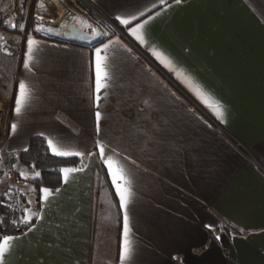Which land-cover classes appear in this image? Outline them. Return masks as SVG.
I'll list each match as a JSON object with an SVG mask.
<instances>
[{
	"label": "crops",
	"instance_id": "crops-1",
	"mask_svg": "<svg viewBox=\"0 0 264 264\" xmlns=\"http://www.w3.org/2000/svg\"><path fill=\"white\" fill-rule=\"evenodd\" d=\"M75 1L115 30L97 28L106 35L93 45L31 35L37 41L31 71L23 66L28 36L8 34L18 39L7 58H18V79L2 154L24 151L32 137H42L47 146L51 139L61 150L83 153L67 157H81L84 165L67 183L61 173L60 191L52 189L47 201L42 191L36 202L26 200L34 228L12 235L17 239L5 264H121L125 210L98 141L106 155L115 150L132 182V254L125 264H264V0L65 3ZM117 15L130 24H120ZM144 21L147 43L141 45L129 28ZM117 39L107 51L110 78L97 132L95 49ZM152 48L217 100L226 122ZM20 81L30 99L18 117ZM6 184L1 178L0 198ZM23 189L26 194L27 184Z\"/></svg>",
	"mask_w": 264,
	"mask_h": 264
},
{
	"label": "snow or ice",
	"instance_id": "snow-or-ice-1",
	"mask_svg": "<svg viewBox=\"0 0 264 264\" xmlns=\"http://www.w3.org/2000/svg\"><path fill=\"white\" fill-rule=\"evenodd\" d=\"M163 3L164 0H161ZM175 3L179 5L182 3V0H175ZM39 7L43 8L44 5L41 3ZM143 15V13H141ZM75 18V17H73ZM43 17H37V21H41ZM132 19H136L135 16L132 17ZM151 19V17H150ZM115 20H117L122 25H129L130 20L126 19L120 15L115 16ZM148 23V21H144L143 23H139L136 25V27L129 28L130 34L135 37L137 41L141 45H145L147 42L145 40V36L143 33V29L145 28V25ZM13 28L19 27L21 31L24 29L23 24H12L10 25ZM87 27L91 28V25H87ZM34 31L40 32V31H51V29H44L42 24H37L34 28ZM106 33H101L99 31H96L93 29V39L99 36H104ZM4 37L0 36V40H3ZM113 43H119V40L113 42L109 41L107 44H103L102 47H98L95 49V62H94V69H95V95H94V103L95 107L97 108V111L95 112V120L97 124V132H99V125L100 121L102 119L101 112L99 111L100 103L102 101V93L105 89L108 87L107 81L109 80V73H108V64H107V51L110 48V46ZM37 44V41L29 35L27 37V52L25 53V60H24V68L28 71H31L30 68V62L32 60V54L34 51V45ZM152 52V55L156 58L157 61L160 62L166 69H168L169 72L173 73L177 80H179L195 97L197 100H199L206 108L211 110V112L215 115L217 119H219L222 123L226 122L225 120V112L223 109V106L215 100L208 92L205 91V89L196 82V80L188 75L184 69L177 67V65L174 63L172 59H170L167 55H165L164 52L159 51L155 48L150 49ZM130 51V50H129ZM19 92L18 95L15 98V114L16 116H21L23 113V110L28 103V100L30 99V91L28 88V85H26L23 81L19 82L18 85ZM211 127V125H209ZM11 130L13 133L17 131V124L13 123L11 125ZM48 147L51 149L54 155L61 156V157H67L70 155H76V156H82L83 153L80 152H69L61 150L59 147H57L54 142L49 139L47 141ZM97 147H99V153L101 158L104 160V163L107 165L109 174L112 178V183L115 185L116 192L119 195L120 198V206L125 210L124 212V226H123V233H124V242L122 245V249L120 252V261L121 264H125L126 261H128L132 254V248L131 243L129 240V216H128V206L131 202V180L128 178V173L125 170V167L119 162L118 159H115L114 156L117 155L115 153V150L113 149V155H106L105 154V145L101 144L99 141L97 142ZM27 151V149H25ZM82 169L79 168H62L60 169V172L63 173L64 183L68 182L69 176L72 173H76L81 171ZM23 175V174H21ZM37 177L40 176V173L37 172L35 174ZM43 193V199L47 201V199L53 195V190L49 189L47 187L41 189ZM60 189H55V192H59ZM31 216H28L25 218L24 223L26 225H29L28 231H32L34 228V225H32L31 222ZM16 222L13 221V224ZM17 239L16 237L12 235H4L0 237V264H5L7 254L9 253L13 241ZM216 239H220L219 236L216 237Z\"/></svg>",
	"mask_w": 264,
	"mask_h": 264
},
{
	"label": "trees",
	"instance_id": "trees-1",
	"mask_svg": "<svg viewBox=\"0 0 264 264\" xmlns=\"http://www.w3.org/2000/svg\"><path fill=\"white\" fill-rule=\"evenodd\" d=\"M32 35L35 38H40L48 41H54L59 43L70 44L72 42L56 40L48 37L46 34L40 32H34ZM27 37L26 33L23 37V41ZM77 44V43H73ZM84 165V159L81 157H57L53 156L46 144V141L42 137H32L29 140L27 151H20L13 154H5L0 157V179L4 177V172L13 171L15 176L18 177L23 184L29 186V194L33 199L38 200L41 189L47 187L49 189H56L61 185V172L62 168H82ZM19 166L23 170L33 174L29 178L21 177L16 171V167ZM39 172L40 176L35 174ZM5 179V178H4ZM7 190L6 187L2 190L0 198V236L4 235H16L23 232L28 225H24L17 232L18 228L13 224L15 220L14 214L7 211L2 207L1 203L4 200V194ZM26 201V197H25Z\"/></svg>",
	"mask_w": 264,
	"mask_h": 264
},
{
	"label": "rangeland",
	"instance_id": "rangeland-1",
	"mask_svg": "<svg viewBox=\"0 0 264 264\" xmlns=\"http://www.w3.org/2000/svg\"><path fill=\"white\" fill-rule=\"evenodd\" d=\"M41 3L44 5L43 8L39 7ZM73 3L74 2H71L70 5ZM56 4L57 2L55 0H0V36L4 37L3 40H0V72L7 67L5 70V78H3L5 84H0V137L2 136L1 134L6 130L7 114L9 108L10 110L12 108V94L14 85L18 79V58L15 57V59H11V63H9L7 60L8 54L15 49V46L17 47L16 44L18 41L17 38H12V40L8 35L12 32L10 30V24L13 23L17 25H24L26 17L28 16V18L31 19L34 15L54 19L55 17H53L48 11L52 12V10L56 8ZM74 5L80 8L81 12L86 14L88 20L91 24L95 25L96 29H107L108 31L115 30V27L113 25H110L109 22H106L99 17V13L96 14L90 9H87L85 6H81L79 3H75ZM15 29L20 30L19 27H16ZM26 31L27 36L34 33L28 31V29ZM17 34L23 40V36L19 33ZM4 98L7 100L5 103H3ZM2 153L3 151L2 149H0V157L3 155ZM15 169L20 175L23 174L21 175V177L29 178L33 175L23 170L19 166H17ZM32 198V195L29 194L28 186L26 200L32 202ZM27 216L28 211L25 217Z\"/></svg>",
	"mask_w": 264,
	"mask_h": 264
},
{
	"label": "built area",
	"instance_id": "built-area-1",
	"mask_svg": "<svg viewBox=\"0 0 264 264\" xmlns=\"http://www.w3.org/2000/svg\"><path fill=\"white\" fill-rule=\"evenodd\" d=\"M77 2H74L73 4L67 5L64 2H59L57 0L56 8L52 10V12L48 11L54 19H49V18H44L41 21H37L36 15L33 16V18L29 19L28 16L25 19V24H24V29L23 31L21 30H16L15 28L10 26V30L12 32H17L21 34L23 37L25 33L27 32L26 30L30 32H36L34 31V28L36 27L37 24H42L43 27L46 25L55 27L60 29L61 25H68L77 29H80L82 31H85L86 29H89L91 32H93V29L96 30L95 25L91 24L90 21L88 20L86 14L81 12L80 8L76 7L74 5ZM96 13V12H94ZM98 14V13H96ZM40 17V16H39ZM75 17V18H73ZM11 23L10 25H12ZM87 25H91L92 27L89 28ZM7 100L4 98L3 103H5ZM10 113V108L8 110L7 118ZM2 136L0 137V149H2L6 143L7 139V130L1 134ZM237 148H239V144H237ZM4 178L7 183V190L4 194V200L2 201L1 205L4 207L7 211H10L11 213L14 214L15 217V226L20 229L22 228L25 223V216L27 214V204L25 201V191L23 189V185L18 177L15 176L13 171H6L4 172Z\"/></svg>",
	"mask_w": 264,
	"mask_h": 264
},
{
	"label": "water",
	"instance_id": "water-1",
	"mask_svg": "<svg viewBox=\"0 0 264 264\" xmlns=\"http://www.w3.org/2000/svg\"><path fill=\"white\" fill-rule=\"evenodd\" d=\"M59 2H64V0H58ZM44 29H51V31H41L42 33L46 34L48 37L68 41L72 43H77L81 45H93L99 42L100 36L93 39V32L89 29L82 31L80 29L68 26V25H61L60 29L46 25L43 27ZM96 31H99L96 29Z\"/></svg>",
	"mask_w": 264,
	"mask_h": 264
},
{
	"label": "bare ground",
	"instance_id": "bare-ground-1",
	"mask_svg": "<svg viewBox=\"0 0 264 264\" xmlns=\"http://www.w3.org/2000/svg\"><path fill=\"white\" fill-rule=\"evenodd\" d=\"M57 2V0H55Z\"/></svg>",
	"mask_w": 264,
	"mask_h": 264
}]
</instances>
